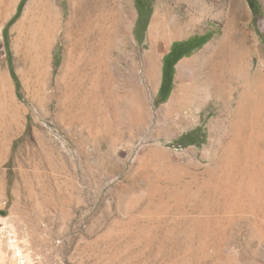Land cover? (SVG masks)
I'll use <instances>...</instances> for the list:
<instances>
[{
  "label": "rangeland",
  "instance_id": "obj_1",
  "mask_svg": "<svg viewBox=\"0 0 264 264\" xmlns=\"http://www.w3.org/2000/svg\"><path fill=\"white\" fill-rule=\"evenodd\" d=\"M51 1L0 0V263L264 264V173L211 174L215 106L183 92L169 102L179 63L221 33L232 5L263 63L264 0L205 5L199 30L157 46L151 88L142 57L159 0H125L111 76L83 33L66 36L70 1ZM176 43L187 54L163 81ZM111 77L132 95L114 94Z\"/></svg>",
  "mask_w": 264,
  "mask_h": 264
},
{
  "label": "bare ground",
  "instance_id": "obj_2",
  "mask_svg": "<svg viewBox=\"0 0 264 264\" xmlns=\"http://www.w3.org/2000/svg\"><path fill=\"white\" fill-rule=\"evenodd\" d=\"M41 1L50 7L49 10L53 8L51 0ZM69 1L66 36L83 33L93 43L95 53L106 57L104 70L109 76L113 75L116 68L109 53L113 52L115 41L122 44L129 27L130 10L125 0ZM214 1H158L148 30L150 51L142 57L144 77L150 88L157 81L159 43L166 44L170 39L183 38L199 30L204 22L203 7L208 4L211 10ZM237 3L242 6L241 0ZM214 12V9L210 11L213 17ZM226 12L220 17L221 33L197 55L179 63L176 88L169 102L170 105L176 100L178 103L183 92L187 102L197 104L198 108L206 100L215 106L216 116L210 122L213 149L210 172L215 176H226L236 184L246 178L263 179L264 61L254 67L251 57L257 54L255 42L235 23L239 17L234 5ZM55 14L56 18L57 11ZM137 70L132 73L136 74ZM130 84L117 78L111 82L114 94L123 98L132 95ZM0 264H6L3 257Z\"/></svg>",
  "mask_w": 264,
  "mask_h": 264
},
{
  "label": "trees",
  "instance_id": "obj_3",
  "mask_svg": "<svg viewBox=\"0 0 264 264\" xmlns=\"http://www.w3.org/2000/svg\"><path fill=\"white\" fill-rule=\"evenodd\" d=\"M252 1L249 0V4L251 6ZM21 3L18 6V10L20 8ZM252 7V6H251ZM187 54L186 51L182 50V43H176L172 46L170 52L164 58V70H163V81L170 80L173 75V67L176 61L185 56ZM168 91V88H167Z\"/></svg>",
  "mask_w": 264,
  "mask_h": 264
}]
</instances>
